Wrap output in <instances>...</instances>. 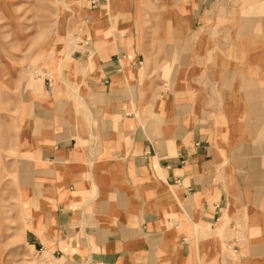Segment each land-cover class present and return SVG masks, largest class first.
<instances>
[{
  "label": "crops",
  "instance_id": "obj_1",
  "mask_svg": "<svg viewBox=\"0 0 264 264\" xmlns=\"http://www.w3.org/2000/svg\"><path fill=\"white\" fill-rule=\"evenodd\" d=\"M163 1L173 44L153 63L124 38L73 55L84 67L62 93L79 107L69 125L80 123V146L41 151L56 164L44 204L54 245L63 264H264V153L245 143L263 136L264 94L256 83L188 84L207 71L203 59L229 51L199 33L205 0Z\"/></svg>",
  "mask_w": 264,
  "mask_h": 264
},
{
  "label": "rangeland",
  "instance_id": "obj_2",
  "mask_svg": "<svg viewBox=\"0 0 264 264\" xmlns=\"http://www.w3.org/2000/svg\"><path fill=\"white\" fill-rule=\"evenodd\" d=\"M205 1L199 33L222 39L217 44L229 53L203 59L207 71L193 74L188 84L224 87L227 82L228 88L229 83H256L264 94V0ZM97 12L105 19L102 29L94 27ZM169 14L163 0H0V264H63L48 225L52 208L44 205L56 181V164L41 151H53L61 141L68 151L80 146V123L69 125L70 111L79 107L69 105L72 96L62 93L64 86H77L84 67L72 63L73 55L90 59L97 49L124 38L146 54L144 64L153 63L154 52L173 44L164 41L172 33L163 27ZM61 100L71 109L53 103ZM262 130L259 139L245 140L247 148L264 153V120ZM92 132L87 140H93ZM250 171L241 175L244 181L254 179ZM41 172L52 176L44 178ZM27 232L40 239L33 248L24 238Z\"/></svg>",
  "mask_w": 264,
  "mask_h": 264
}]
</instances>
